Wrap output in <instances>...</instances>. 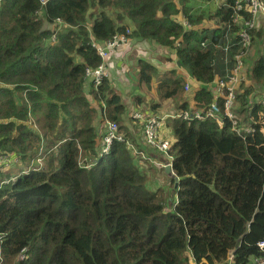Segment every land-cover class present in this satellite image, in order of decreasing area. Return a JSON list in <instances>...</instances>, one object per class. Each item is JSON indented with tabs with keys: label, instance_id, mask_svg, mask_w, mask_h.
<instances>
[{
	"label": "trees",
	"instance_id": "16d2710c",
	"mask_svg": "<svg viewBox=\"0 0 264 264\" xmlns=\"http://www.w3.org/2000/svg\"><path fill=\"white\" fill-rule=\"evenodd\" d=\"M44 1L0 0V153L9 159L0 164V264H228L230 251V264L264 257L257 245L264 239V15L259 28L245 29L243 46L236 0H219L214 12L188 0ZM57 21L66 26L52 28ZM118 34L172 51L157 58L166 71L137 60L136 79L154 111L170 99L179 100L176 111L207 109L213 81L230 74L234 55L244 62L256 46L250 87L233 108L254 132L237 135L225 117L221 128L214 118L166 119L174 174L126 143L114 141L101 155L97 116L98 124L104 116L116 122L138 151L153 150L143 132L137 140L131 134L111 75L96 89L85 79L86 68L100 63L91 43ZM153 167L168 175L171 190L149 180Z\"/></svg>",
	"mask_w": 264,
	"mask_h": 264
},
{
	"label": "built area",
	"instance_id": "2783aa9c",
	"mask_svg": "<svg viewBox=\"0 0 264 264\" xmlns=\"http://www.w3.org/2000/svg\"><path fill=\"white\" fill-rule=\"evenodd\" d=\"M45 2L44 0H41ZM235 10L238 14L233 17V22L240 23L244 26L243 30L238 31V41L243 46H248L250 42V35L245 30L247 28H253L255 26V17L264 15V0H236L235 2ZM241 10L250 14V19L244 18L241 14ZM240 14V15H239ZM243 16V17H241ZM178 22H180L186 29L191 28L190 24L184 20L182 17H179ZM66 26L64 22L57 21L52 24V28L56 30H60L62 27ZM130 33V31H127ZM130 38L126 37L123 34L115 35L111 40H107L106 42H97L93 41L91 43V47L95 50L96 54L100 58V63L95 68H86L85 70V79L93 85L96 89L97 86L101 84V81L104 77L109 78V71L107 69L106 61L110 56L113 55L117 50L127 44ZM55 40V35L52 37V41ZM177 45L179 43L177 42ZM225 51L228 49V45L224 48ZM235 60V64L230 71V74L222 79L217 77L212 83V91L214 92L213 100L209 104L207 109L204 110H178L174 113H166V114H145L143 111L138 110L132 113V118L134 120H138L141 122L143 126V136L146 145L151 146L153 149L157 150L159 153H162L164 157H166L167 161H160L154 156L146 155L143 151H138L134 148V146L127 141L122 134L119 133V127L116 122L109 121L105 118L103 120V133L104 135L101 138V155L109 154L111 150L112 143L114 141L126 143L129 149L141 157V159L145 161H149L156 166L162 168H169V172H172L171 160L172 157L168 153V148L170 142L168 140L163 139L160 136V131L164 126V122L168 118H180L184 121H192V120H203L206 118H214L216 125L218 128L223 127V118H228L231 121L232 130L239 136H243V134H251L254 132L253 127L247 125H239V121L235 114L233 113V108L236 102V94L242 90V85L247 82L245 75V61L243 62L240 59L239 55L233 56ZM187 78V82L185 83V88H188L189 77ZM222 105V107H221ZM262 107L264 112V100L262 101ZM9 159L0 153V164H7ZM258 248L264 251V239L258 242ZM20 259L23 257V253L18 256ZM228 262H230L231 257H227ZM253 264H264V257L256 258Z\"/></svg>",
	"mask_w": 264,
	"mask_h": 264
},
{
	"label": "crops",
	"instance_id": "0c3cea01",
	"mask_svg": "<svg viewBox=\"0 0 264 264\" xmlns=\"http://www.w3.org/2000/svg\"><path fill=\"white\" fill-rule=\"evenodd\" d=\"M140 52H144L143 57ZM171 50L168 48H163L157 44H155L152 41H134V39L131 40L129 39L128 43L123 45L119 52L115 54L114 56H110L107 60V69L109 71V75H111L110 79L112 80L111 83L115 89V91L122 96L125 105L128 109L129 113V130L131 131V134L135 136L134 138L137 140L139 135L142 134L143 129L140 127L142 126L141 122L138 120H134L131 116L130 113L132 114L134 111L141 110L145 114H166V113H174L176 112V107L179 104V100H166L164 101L159 109L157 111L151 110L150 109V100L151 98L146 95V90L144 86H141L138 84V81L136 79L135 75V67H137V60L138 58H142L146 61L153 62L151 60V56L154 55L152 59H156L158 61V56L157 54H163V56L168 57L171 55ZM151 55V56H150ZM111 58V59H110ZM127 62L129 64V68H118L116 65L117 63L120 62ZM161 62H158V64L153 63L157 67H161L163 64H159ZM165 64V63H164ZM189 95V94H187ZM135 96H140L144 99V102L141 103L140 105H135L134 102V97ZM186 98L189 101V104H191V97L186 96ZM157 98L155 97V100ZM175 110V111H174ZM100 117L97 116V126H99L100 131L102 132V128L104 126L103 122L98 124V121ZM101 122V121H100ZM168 127V126H167ZM166 128V122H164V126L162 130H165ZM161 130V131H162ZM162 136V132H161ZM163 138V136H162ZM142 139V136L139 138ZM131 140V139H129ZM133 142V141H131ZM156 151L155 149H153ZM145 153V152H144ZM146 154V153H145ZM152 156L151 154H148ZM156 157V156H154Z\"/></svg>",
	"mask_w": 264,
	"mask_h": 264
},
{
	"label": "rangeland",
	"instance_id": "374dc122",
	"mask_svg": "<svg viewBox=\"0 0 264 264\" xmlns=\"http://www.w3.org/2000/svg\"><path fill=\"white\" fill-rule=\"evenodd\" d=\"M218 2H219V0H188V3L189 4L195 5V6H204V8L208 9L211 12H214L216 6L218 5ZM254 22H255L254 28H259L261 26V24H262L261 19H260V16L255 17ZM130 33H131V31H130ZM255 48H256V46H254L251 50L248 49V51H247V53L245 55V67H246V69H245V75H246L247 82L242 85L243 89L244 88H247L248 89L250 87V85H249L250 78H249V74H248V72H249L248 71V68H249V65H250V60L255 56V54L253 52V50ZM118 52H119V50H117L115 53H113L112 56H114ZM140 54L143 57H145L144 56V52H140ZM157 55H160L163 58H166L165 56H163V54H157ZM153 57H154V55L151 56V60L153 62H155L156 64H158V62H160V61H156V60L152 59ZM127 62H124V63L122 61L120 63H117L116 62V65H117L118 68H122L123 67V68L127 69V68H129V64ZM164 63L165 62H162V60H161V64H164ZM172 63L173 62H168L167 65L172 64ZM106 65H107V61H106ZM163 70L166 71V68L165 67H161L159 71H163ZM161 132H162L163 139L168 140L170 143L174 140V135H173V132H172L171 127H169V126L167 127V125H166L165 130L160 131V136H161ZM145 153H146V155L147 154H153V155H155L157 157V159H159L161 161L162 160L164 161L163 156H161L160 153L152 150L148 146H147V148H145ZM147 175H148V178H149V180L151 182H155V180H156L159 183H162L165 187H167V188L169 187L170 190L172 189L171 188V185L169 184V179H168L169 177H168V175H166L165 173H162L161 170L158 167H153L150 170H147Z\"/></svg>",
	"mask_w": 264,
	"mask_h": 264
},
{
	"label": "water",
	"instance_id": "95a60500",
	"mask_svg": "<svg viewBox=\"0 0 264 264\" xmlns=\"http://www.w3.org/2000/svg\"><path fill=\"white\" fill-rule=\"evenodd\" d=\"M165 172H166V173H169V168H168V167L165 168ZM237 243H238V241H237ZM231 255H232V251H230V252L228 253V257H231Z\"/></svg>",
	"mask_w": 264,
	"mask_h": 264
},
{
	"label": "clouds",
	"instance_id": "9594fccd",
	"mask_svg": "<svg viewBox=\"0 0 264 264\" xmlns=\"http://www.w3.org/2000/svg\"><path fill=\"white\" fill-rule=\"evenodd\" d=\"M228 264H230V262H227Z\"/></svg>",
	"mask_w": 264,
	"mask_h": 264
},
{
	"label": "bare ground",
	"instance_id": "6f19581e",
	"mask_svg": "<svg viewBox=\"0 0 264 264\" xmlns=\"http://www.w3.org/2000/svg\"><path fill=\"white\" fill-rule=\"evenodd\" d=\"M128 43V42H127Z\"/></svg>",
	"mask_w": 264,
	"mask_h": 264
}]
</instances>
